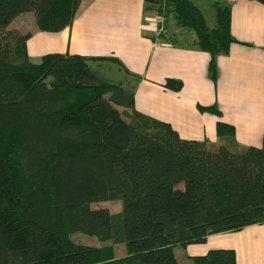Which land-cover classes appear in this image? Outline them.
I'll list each match as a JSON object with an SVG mask.
<instances>
[{"label":"trees","instance_id":"1","mask_svg":"<svg viewBox=\"0 0 264 264\" xmlns=\"http://www.w3.org/2000/svg\"><path fill=\"white\" fill-rule=\"evenodd\" d=\"M264 5V0H253ZM81 0H0V264H176L174 246L264 223V132L258 146L209 148L134 108V89L110 79L113 55L48 52L31 62L30 32L9 29L33 13L40 31L70 27ZM194 34L216 79V56L232 42L227 2L206 23L193 0H145ZM125 71L129 72L128 70ZM135 75L133 72H129ZM172 91L182 81L168 78ZM105 95H108L107 97ZM116 106L131 108L129 120ZM218 137L233 136L216 103ZM122 200V208H92ZM83 232L113 245L74 241ZM191 264H235L231 248L189 256Z\"/></svg>","mask_w":264,"mask_h":264},{"label":"crops","instance_id":"2","mask_svg":"<svg viewBox=\"0 0 264 264\" xmlns=\"http://www.w3.org/2000/svg\"><path fill=\"white\" fill-rule=\"evenodd\" d=\"M227 4L230 32L238 42L230 43L226 54L216 56L215 81L208 75L209 55L196 47L190 32L175 24L169 32L167 17L164 33L156 42V13L146 9L145 0H81L70 27L45 32L34 24V31H27L31 34L28 56L34 63L48 52L116 56L124 69L107 63L104 72L113 64L130 77L120 82L133 86L134 108L139 112L169 122L182 138L219 142L217 118L197 108L216 103L220 119L235 128L234 142L228 147L237 151L241 146H258L264 132V5L253 0ZM22 15L8 28L20 30L11 25ZM125 68L137 72L140 80L132 79ZM168 78L181 80V89L165 88L162 83ZM116 107L120 110L121 106ZM122 109L130 116L131 108ZM186 247L192 249L190 256L231 248L235 264H264V223L211 234L204 243Z\"/></svg>","mask_w":264,"mask_h":264},{"label":"rangeland","instance_id":"3","mask_svg":"<svg viewBox=\"0 0 264 264\" xmlns=\"http://www.w3.org/2000/svg\"><path fill=\"white\" fill-rule=\"evenodd\" d=\"M193 1L203 12L204 17L206 19V23L209 26H212L214 23L213 4L216 1L219 2V4H223L224 2L221 0H193ZM165 11H166V9H165ZM166 17H167L166 27H167L168 31L169 30L172 31L173 26H174V22L171 19V17H169L168 15ZM34 24H35V21H34L33 13L27 12V13H23V15L19 19H16L15 23H12L11 26L18 27V28H20V30H19L20 32L25 33L27 31H34L33 30ZM12 29H15V28H12ZM182 30H186V32H190V34L192 36H194L192 31L185 29V28H183ZM186 32L184 33V35L185 34L187 35ZM33 59L34 58H32V60ZM105 71H106V73H105L106 76H108L110 79H112L114 81H125L124 80V78H126L125 75L122 72H119L116 69L115 65L111 64V66L108 69L105 68ZM128 78H130V77H128ZM128 78H126V79H128ZM131 78L136 79V81L140 80V76L137 74V72H135V75H131ZM105 96L107 97L108 95H105ZM119 111L123 112L122 107H120ZM123 115L127 120H129L130 117L127 114L123 113ZM188 139L202 140L201 137L188 138ZM218 140H219V142L217 140L212 142L211 140H209L207 138V140H206L207 147L215 148V147H217L216 146L217 143H219L221 145L228 146L231 142H234V137L233 136H222V137H218ZM244 147H246V146H244ZM244 147L241 146L240 149H242ZM91 207L92 208L102 207V208H107L112 212H116L122 208V200L121 199H114V200H108V201L95 202V203L91 204ZM71 238L74 241H77V242H80L83 244H87V245H93V246L113 245L111 240H101L95 235L86 234L83 232H75L71 235ZM113 246H114V253H115L116 257H120V256H123L126 254V248H125L124 244H117V245H113ZM174 253H175V257H176V261H177L176 264H191V259L189 258V256L192 254V249H190V247H183L181 245H176V246H174Z\"/></svg>","mask_w":264,"mask_h":264},{"label":"built area","instance_id":"4","mask_svg":"<svg viewBox=\"0 0 264 264\" xmlns=\"http://www.w3.org/2000/svg\"><path fill=\"white\" fill-rule=\"evenodd\" d=\"M222 1L229 3V2H232L233 0H222ZM155 20L157 23V27L155 29V35H156V39H157L156 42L159 43L158 39H159L160 35H163L164 30H165L166 14H165L164 4L161 6L160 12L156 14Z\"/></svg>","mask_w":264,"mask_h":264}]
</instances>
